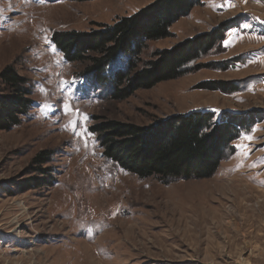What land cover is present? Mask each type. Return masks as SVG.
Wrapping results in <instances>:
<instances>
[{"label":"rangeland","instance_id":"1","mask_svg":"<svg viewBox=\"0 0 264 264\" xmlns=\"http://www.w3.org/2000/svg\"><path fill=\"white\" fill-rule=\"evenodd\" d=\"M157 1L0 0V96L12 93L1 81L12 67L34 101L18 126L0 131V264H264V0H204L169 38L147 41L138 58L118 56L105 83L87 74L89 59L69 63L53 42L58 33L91 36ZM225 24L236 28L224 50L182 77L112 98L113 75L131 61L143 70ZM217 83L239 90L203 88ZM70 104L79 115L66 114ZM197 111L246 123L236 153L205 179H140L106 160L90 132ZM44 153L51 161L37 163Z\"/></svg>","mask_w":264,"mask_h":264},{"label":"trees","instance_id":"2","mask_svg":"<svg viewBox=\"0 0 264 264\" xmlns=\"http://www.w3.org/2000/svg\"><path fill=\"white\" fill-rule=\"evenodd\" d=\"M204 0H158L131 18L121 19L113 26L91 36L58 33L53 42L69 63L89 59L87 74L105 83L107 68L120 55L140 56L147 41L171 36L172 24L186 16ZM236 26L225 24L201 40H189L172 50L158 53L155 62L136 70L130 62L128 71L113 75L114 100H125L140 88L150 89L159 83L175 80L186 74V67L199 61L213 49L224 50L227 32ZM92 53V56L87 54ZM1 81L11 94L0 96V131L18 126L29 115L34 101L27 79L8 67ZM204 89L232 93L239 90L231 83L209 84ZM245 121L228 113L197 111L176 115L150 127H139L116 121L90 127L96 135L106 160L140 179H205L212 177L222 161L236 153L235 143L245 133ZM244 129V130H243ZM52 153L40 154L37 163L51 161ZM48 171V170H47Z\"/></svg>","mask_w":264,"mask_h":264},{"label":"snow or ice","instance_id":"3","mask_svg":"<svg viewBox=\"0 0 264 264\" xmlns=\"http://www.w3.org/2000/svg\"><path fill=\"white\" fill-rule=\"evenodd\" d=\"M245 28L249 27L248 25H244ZM61 111H64V108H63V101H61ZM72 111H76L77 115H79V110L78 109H75L74 106H72L71 104L68 106V109H67V113H70ZM85 119H87V117H85Z\"/></svg>","mask_w":264,"mask_h":264},{"label":"bare ground","instance_id":"4","mask_svg":"<svg viewBox=\"0 0 264 264\" xmlns=\"http://www.w3.org/2000/svg\"><path fill=\"white\" fill-rule=\"evenodd\" d=\"M79 218H80V217H79ZM79 220H81V219H79ZM82 220H83V219H82ZM83 221H84V220H83ZM75 223H76V224L73 225V226H74V227H75V226L78 227V226L81 225L83 222H82V223H81V222H80V223H79V222H75Z\"/></svg>","mask_w":264,"mask_h":264}]
</instances>
